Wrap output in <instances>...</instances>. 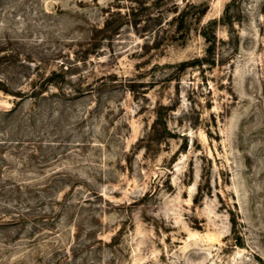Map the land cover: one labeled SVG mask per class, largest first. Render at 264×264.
<instances>
[{
  "label": "rangeland",
  "instance_id": "obj_1",
  "mask_svg": "<svg viewBox=\"0 0 264 264\" xmlns=\"http://www.w3.org/2000/svg\"><path fill=\"white\" fill-rule=\"evenodd\" d=\"M0 264H264V0H0Z\"/></svg>",
  "mask_w": 264,
  "mask_h": 264
}]
</instances>
